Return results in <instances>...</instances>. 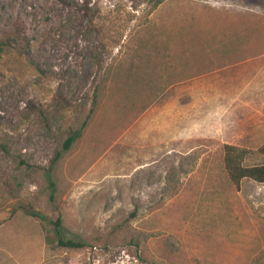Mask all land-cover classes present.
<instances>
[{
	"label": "rangeland",
	"instance_id": "obj_1",
	"mask_svg": "<svg viewBox=\"0 0 264 264\" xmlns=\"http://www.w3.org/2000/svg\"><path fill=\"white\" fill-rule=\"evenodd\" d=\"M0 37V264H264L223 162L264 163V0H0Z\"/></svg>",
	"mask_w": 264,
	"mask_h": 264
},
{
	"label": "trees",
	"instance_id": "obj_2",
	"mask_svg": "<svg viewBox=\"0 0 264 264\" xmlns=\"http://www.w3.org/2000/svg\"><path fill=\"white\" fill-rule=\"evenodd\" d=\"M5 51V42L0 37V57ZM80 133L70 136L64 143V149H68L74 140L79 137ZM224 167L229 177L230 182L236 190H240L241 183L244 179H249L258 184H264V163L251 166L244 165L246 157L251 153V150L234 144H224ZM257 152L264 156V143L257 149ZM49 179L50 175L48 176ZM53 185V184H52ZM31 216L39 217V213H33ZM61 224V219H58L56 225ZM58 245L68 248H80L84 245L73 241L58 239Z\"/></svg>",
	"mask_w": 264,
	"mask_h": 264
},
{
	"label": "crops",
	"instance_id": "obj_3",
	"mask_svg": "<svg viewBox=\"0 0 264 264\" xmlns=\"http://www.w3.org/2000/svg\"><path fill=\"white\" fill-rule=\"evenodd\" d=\"M260 86H261V84H260ZM264 83H263V87H262V89L260 90V91H262V92H264ZM260 89V88H259Z\"/></svg>",
	"mask_w": 264,
	"mask_h": 264
}]
</instances>
